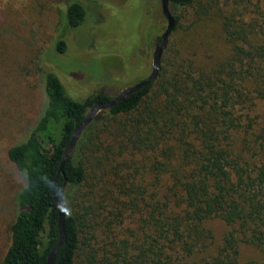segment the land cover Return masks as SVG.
<instances>
[{
    "label": "trees",
    "instance_id": "16d2710c",
    "mask_svg": "<svg viewBox=\"0 0 264 264\" xmlns=\"http://www.w3.org/2000/svg\"><path fill=\"white\" fill-rule=\"evenodd\" d=\"M169 9L157 77L98 112L62 172L73 131L115 94L69 95L54 69L0 32V102L24 89L30 62L45 97L5 150L22 182L1 264H47L62 188L54 264H264V0H169ZM86 13L73 0L63 16L77 27ZM55 48L64 51L61 37Z\"/></svg>",
    "mask_w": 264,
    "mask_h": 264
},
{
    "label": "rangeland",
    "instance_id": "374dc122",
    "mask_svg": "<svg viewBox=\"0 0 264 264\" xmlns=\"http://www.w3.org/2000/svg\"><path fill=\"white\" fill-rule=\"evenodd\" d=\"M70 1L0 0V22H5L0 32L5 29L9 39L35 52L34 62L54 69L75 98L97 91L114 95L150 72L160 24L163 29L167 24L158 14V0H76L87 11L77 27L67 26L63 16ZM59 37L63 52L55 48ZM27 65L31 73L18 78L24 89L16 84L17 98L0 102V247L14 214L12 193L22 182L5 150L25 137L45 103L42 80L32 63Z\"/></svg>",
    "mask_w": 264,
    "mask_h": 264
},
{
    "label": "water",
    "instance_id": "95a60500",
    "mask_svg": "<svg viewBox=\"0 0 264 264\" xmlns=\"http://www.w3.org/2000/svg\"><path fill=\"white\" fill-rule=\"evenodd\" d=\"M160 2H161L162 13L166 18L167 24L163 32L160 34V39H158L155 42V46H154L153 53H152V64H151L150 73L144 79L140 80L139 82L120 89L110 100L105 101V102L98 101L89 108L84 120L73 131L70 141L65 146L59 172L63 171L62 169L63 163L65 162L68 155H70L74 151L76 142L81 132L94 119V117L96 116L98 112L114 106L119 101L127 97L130 93H133L134 91L138 89H141L142 87H144L146 84L150 83L157 77L159 73V69H160L163 48L165 47L168 36L170 32L172 31L174 24H175L174 16L169 9V0H160ZM62 191H63V188L59 194V197L54 195L55 203L59 211V218H58L59 236H58L57 242L54 244V246L51 248L48 254L47 264H54L56 253L65 241L64 204L62 201Z\"/></svg>",
    "mask_w": 264,
    "mask_h": 264
},
{
    "label": "flooded vegetation",
    "instance_id": "af4514ba",
    "mask_svg": "<svg viewBox=\"0 0 264 264\" xmlns=\"http://www.w3.org/2000/svg\"><path fill=\"white\" fill-rule=\"evenodd\" d=\"M157 40H158V39H156V41H157ZM156 41H155V42H156Z\"/></svg>",
    "mask_w": 264,
    "mask_h": 264
}]
</instances>
